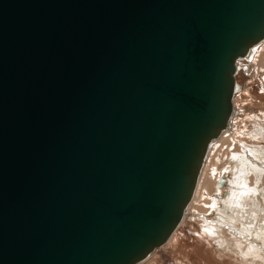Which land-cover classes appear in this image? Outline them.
<instances>
[{
	"label": "water",
	"instance_id": "1",
	"mask_svg": "<svg viewBox=\"0 0 264 264\" xmlns=\"http://www.w3.org/2000/svg\"><path fill=\"white\" fill-rule=\"evenodd\" d=\"M263 41L264 0H0V264L161 248Z\"/></svg>",
	"mask_w": 264,
	"mask_h": 264
},
{
	"label": "rangeland",
	"instance_id": "2",
	"mask_svg": "<svg viewBox=\"0 0 264 264\" xmlns=\"http://www.w3.org/2000/svg\"><path fill=\"white\" fill-rule=\"evenodd\" d=\"M245 59V64L240 68L244 76L237 79L240 90L232 99L234 114L230 117L228 129L221 131L212 150L207 152L206 160L209 159L204 175L200 181L199 177L197 179V194L187 205V217L176 228L174 240L169 241L170 237L164 246L141 264H264V213L261 212L264 211V47ZM245 157L260 164V169L257 166L258 170H255L260 177L249 173L246 182L248 187L258 188L248 202L255 200L252 209L259 216L258 227L261 226L257 233H263L259 237L240 232L241 222L245 226L250 222L245 218L248 214L236 221L238 229L221 222L216 216L218 212L214 201L217 200V205L224 202L229 192L228 176L232 167ZM220 180H224L221 186ZM206 182L207 187L212 184L210 190H207ZM245 209L249 208L246 206ZM211 226L217 230V234H209ZM233 230L235 232H231ZM248 247L254 253L252 256L246 255L245 259L242 255Z\"/></svg>",
	"mask_w": 264,
	"mask_h": 264
},
{
	"label": "bare ground",
	"instance_id": "3",
	"mask_svg": "<svg viewBox=\"0 0 264 264\" xmlns=\"http://www.w3.org/2000/svg\"><path fill=\"white\" fill-rule=\"evenodd\" d=\"M262 47H264V41L261 44L255 46L251 50L250 57L254 56L258 52V50L261 49ZM245 62H246L245 58H243L242 60H239L238 61V65L241 64L239 67L241 68L245 64ZM238 74H239V71L237 72V74L235 76V80H236L237 85L240 86V84L238 83L239 81L237 79L240 78V76L243 78V76H244L243 70H241V73L239 75ZM228 126H229V121L227 123L226 128ZM214 142H215V140L209 145L208 150H212V145H213ZM206 156H207V154H206ZM206 156H205V160H204V166L202 167L201 172H200L201 175L199 176V181H200L201 176L204 175L203 173L205 172V166H206L207 161L209 159V157H208L207 160H206ZM257 166H259V169H260V164H259L258 161H255V160H253L251 158L247 159V157H245L239 163L233 165L232 171L230 172V174L228 176L230 178L229 192L226 194L225 200H224V202L222 201L223 202L222 204L217 205V204H219L218 202H216L217 200L214 201V204H215V210L218 212L217 215H216L217 218H219V220L221 222L226 223L227 225H229L232 228H237L235 226L237 224L236 221L239 222V220L244 219L243 218L244 215L248 214L249 216L245 217V218L250 219V222H249L248 225L246 224L247 226L243 225V222H241V224H240L241 225L240 226L241 231L240 232H242L241 234L245 233L244 235H246V236H249L251 234H255L256 237H259V236H262L263 233H261V232L257 233V229L261 230V228H260L261 226L258 227L257 218L259 216L256 214L255 210L252 209L253 204H255L254 203L255 200H253V202H248V200H250V198L253 197L252 193H253V195H255L256 189H258V188H256V187L255 188L248 187L247 184H246L247 180L249 179V178H247L249 173H254V174H256V176L260 177V173L255 171V170H258ZM207 183L208 182H206V188H207V190H210V187L212 186V184L210 183V186L207 187ZM196 189L197 188L195 187L193 196L197 194L198 189L197 190ZM198 194H199V192H198ZM192 199H193V197L191 198L189 203L192 201ZM218 206H220V208H218ZM246 206L249 208L248 210L245 209ZM216 208H218V209H216ZM261 212L264 213L263 210ZM186 217H187V208H186V211H185V216H183L181 221H184ZM254 223H255V226L253 227ZM229 230H232V229H229ZM175 231H176V229H175ZM175 231L170 236L171 238L169 239V241L172 240V239L174 240L173 235H174ZM209 232H210L209 234H214V233L217 234L216 233L217 230L214 227H212V226H211V230H209ZM231 232H235V231L233 230ZM245 249L247 251H245L246 253H244V255H242V256L246 259L247 258L246 255L252 256L254 251L250 247L245 248ZM151 255H153V253ZM151 255L149 257H151ZM143 262H141V263H143ZM141 263H139V264H141Z\"/></svg>",
	"mask_w": 264,
	"mask_h": 264
}]
</instances>
